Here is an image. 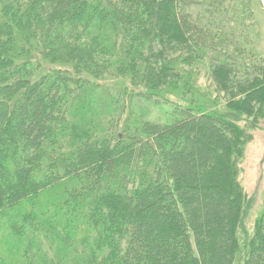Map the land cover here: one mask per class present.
Instances as JSON below:
<instances>
[{
	"label": "trees",
	"instance_id": "1",
	"mask_svg": "<svg viewBox=\"0 0 264 264\" xmlns=\"http://www.w3.org/2000/svg\"><path fill=\"white\" fill-rule=\"evenodd\" d=\"M263 4L0 0V264H264L244 136L199 83L264 119Z\"/></svg>",
	"mask_w": 264,
	"mask_h": 264
},
{
	"label": "rangeland",
	"instance_id": "2",
	"mask_svg": "<svg viewBox=\"0 0 264 264\" xmlns=\"http://www.w3.org/2000/svg\"><path fill=\"white\" fill-rule=\"evenodd\" d=\"M255 12L258 21L257 49L259 48V50L264 53V15H262L260 10H255ZM120 82L121 81L114 82L106 80L102 84L105 86H110L111 84L113 86ZM122 83L127 84V81ZM199 83L200 89L205 90L208 87L211 94H213L212 97L216 100L215 102L217 104L212 105L209 110L231 121L242 131L244 136L245 142L239 160L237 177L243 190L245 201L235 229V235L241 244L245 242L246 239L251 238L259 219L264 214V119H253L248 116V114L241 112L240 109L228 108L223 100V94L219 95L218 93H214L215 86L204 75L200 77ZM128 87L130 86L128 85ZM201 93L207 94L206 91H201ZM167 95L168 97L170 96L169 99L172 102L181 103L182 105H186L188 102H191L192 99L204 101L203 97H196V95L194 98L189 95H180L175 92L171 94L167 93ZM149 108V117L151 119L160 121L164 119L163 117L167 108L166 105L154 106L153 104ZM240 248L242 251V245ZM1 250L2 248L0 247V251ZM240 252H236L233 264H238ZM76 258L79 257L67 251L64 260L66 264H69Z\"/></svg>",
	"mask_w": 264,
	"mask_h": 264
}]
</instances>
